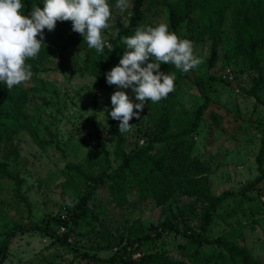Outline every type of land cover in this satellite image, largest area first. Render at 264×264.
Listing matches in <instances>:
<instances>
[{
	"label": "trees",
	"instance_id": "16d2710c",
	"mask_svg": "<svg viewBox=\"0 0 264 264\" xmlns=\"http://www.w3.org/2000/svg\"><path fill=\"white\" fill-rule=\"evenodd\" d=\"M21 2V13L27 15L35 6L43 9L45 0ZM231 6H234L236 12V24L233 29L236 31L247 67L255 74L247 94L264 107V101L257 94L264 87V0H175L167 4L169 28L177 33L185 26L190 31L188 39L192 42L201 40L203 36L207 37L210 42L207 70L210 72L190 77L188 73L177 70L174 65L161 63L162 72L176 74L175 90L159 102L145 103L143 111L149 117L155 113V119L145 124L140 130L141 142H136L128 151L126 135L119 133L120 121L110 116L113 108L111 95L117 90V86L107 83L106 73L110 71L116 57L125 51L121 37L134 35L135 29L141 26L146 9L145 1L132 0L128 24L120 27L118 34H114L109 40L114 48L112 51L109 52L106 47L102 54L93 48L86 51L84 65L80 70L94 76V86L101 93L109 110L106 112L107 128L115 138L114 162L106 150V143L102 142L96 145V150L88 149L82 161L66 164L63 171L65 184L73 188L74 206L67 209L70 224L66 219L57 217L58 225L66 229L65 232L59 235L53 230L50 231V235L58 244L66 245L68 250L77 252L69 243L72 232L85 231L86 228L81 226L82 222L89 218V204L97 199L98 190L105 188L114 207L123 208L130 204V199L134 197L137 198L135 201H149L152 208L159 209V220L146 226L137 225V230L131 237L119 236L112 239L102 220L92 214L91 220L96 221L101 228L96 232L97 239L91 247L99 251H110L111 254L107 258H99L96 253L90 254L85 250L81 254L82 259L94 260L101 264H263L240 243L241 223L228 224L229 212L225 214L226 218H223L227 229L215 237H211L209 232L219 209L230 198L241 196L243 200L250 202L258 199L261 192L259 186L264 181V126L256 156L258 175L236 192L212 194L209 185L210 169L206 163L193 155V137L199 134L203 124L207 125L208 132L221 131L223 123L227 120L226 114H219L217 108L211 107V93L215 85L224 84L233 88L238 84L236 71H232L233 81L222 79L224 70L216 72L220 60L222 25L226 11ZM71 22L57 21L54 30L44 29L45 45H41L37 57L25 61L26 65H32L33 75L40 72V63L53 55L62 56L63 51L73 44L70 37L65 36L66 28ZM234 49L235 54L239 53V49ZM246 69L241 68L238 71L242 73ZM186 81L191 83L202 100L201 104L191 111L184 109L178 99V90ZM31 92L18 86L8 91L6 83L0 82V149L4 151V159H0V181L4 180L13 186L15 197L20 201H25L20 191L22 180L8 168L7 152L12 151V146L6 147V144L12 142L13 135L19 129L27 130L40 146L47 142L38 137L35 127L28 122L29 114L25 104ZM132 94L135 96L133 92ZM9 121H12L14 126H9ZM88 122L91 123V120L88 119ZM46 130L51 136L49 130ZM95 136H100L97 127ZM248 193H255L256 196H249ZM6 205L5 201L0 200V264L6 260L10 241L17 234L31 229L27 222L10 220L5 211ZM197 208L200 210L194 216L199 221L197 227L191 226L189 222L181 223L185 218L187 220L189 214H194ZM261 209H264L263 203ZM170 233L184 240V244L178 246L183 258L173 260L165 250L143 253L146 246L155 244ZM137 253L140 256L133 258Z\"/></svg>",
	"mask_w": 264,
	"mask_h": 264
},
{
	"label": "rangeland",
	"instance_id": "374dc122",
	"mask_svg": "<svg viewBox=\"0 0 264 264\" xmlns=\"http://www.w3.org/2000/svg\"><path fill=\"white\" fill-rule=\"evenodd\" d=\"M144 1L146 9L141 25L155 27L163 23L169 27L167 4L175 0ZM127 2L128 7L121 11L115 7L117 0H108L112 16L109 28L102 30V38L108 43L116 30L128 24L132 0ZM235 24L236 12L234 6H231L226 11L222 25L220 60L216 72L226 68L236 71L238 84L233 88L216 84L211 93V107L217 108L219 114H226L227 120L223 123L221 131L208 132L207 125L203 124L199 134L193 137V155L208 165L211 172L209 185L214 195L225 191L236 192L258 175L256 156L264 126V107L247 94L255 74L247 67L236 31L233 29ZM72 26L73 22L66 28L65 36L70 37L73 44L63 51L62 56L53 55L40 63L38 74H34L30 81L16 85L32 91L25 104L29 114L28 122L35 127L38 137L47 142L40 146L27 130L19 129L13 135L12 142L6 144V147L12 146V151L7 152L8 168L22 180L20 191L25 201L18 200L13 186L4 180L0 181V200L7 204L5 211L10 220L27 222L31 229L17 234L10 241L6 260L2 264H101L94 260L82 259L81 256L85 250L90 254L96 253L99 258H107L111 254L110 251H99L91 247L97 239L96 232L101 228V225L91 220L92 214L102 220L112 239L119 236L131 237L136 232L137 225L146 226L159 220V209L152 208L149 201H135L137 198L134 197L127 206L114 207L108 191L101 188L98 190L97 199L89 204L88 220L82 222L81 227H85V231L72 232L69 243L77 252L68 250L66 245L58 244L50 235L51 230L59 235L65 232L66 229L62 231V227L58 225L57 217L69 221V206L66 200L73 202L74 199L73 188L65 184L63 171L66 164L82 161L88 149L96 150V145L102 142L106 143V150L114 162L115 138L107 128V113L102 112L105 100L94 86V76L80 70L84 65L85 53L91 48L87 46L81 34L72 31ZM169 31L172 32L170 28ZM176 34L181 39H188L190 31L183 26ZM193 45L194 54L203 58V63L187 73L190 77L196 74L205 75L210 72L207 70L210 42L203 36L201 40L194 41ZM235 47L239 49L237 54ZM122 56L123 54H119L116 57L111 69L119 64ZM262 64L264 66V54ZM241 68L247 69L239 73ZM122 90L130 96L133 103L139 102L133 96L131 88ZM257 94L264 101V87ZM178 99L183 108L190 111L202 102L189 81L180 86ZM135 111L137 110L134 108ZM154 114L149 117L142 111L140 119L134 116L129 121L133 124V129L124 133L128 140L127 151L136 142H141L140 130L151 119H155ZM7 124L14 126L12 121ZM95 127L99 131V138L95 136ZM0 159H4L2 149ZM259 187L261 192L256 201H246L241 196L230 198L219 209L209 233L211 237H215L227 229L223 218H226L225 214L229 212L228 224L241 223L240 243L249 249L255 259L264 264V209H261V204H264V181ZM248 195L256 196L255 193ZM199 211L197 208L194 214H189L187 220L185 218L181 223L189 222L191 226L197 227L199 221L194 216ZM183 244L182 237L170 233L155 244L146 246L143 253L165 250L169 258L179 260L183 256L178 246ZM139 256L137 253L133 258Z\"/></svg>",
	"mask_w": 264,
	"mask_h": 264
},
{
	"label": "clouds",
	"instance_id": "9594fccd",
	"mask_svg": "<svg viewBox=\"0 0 264 264\" xmlns=\"http://www.w3.org/2000/svg\"><path fill=\"white\" fill-rule=\"evenodd\" d=\"M22 7L21 0H0V82L6 83L8 91L31 80L32 65L25 61L38 56L44 44V29L54 30L57 21H72V31L81 34L97 53L102 54L105 47L109 52L114 49L102 38V30L109 28L112 16L108 0H45L43 9L35 6L27 15L21 13ZM115 7L123 11L128 2L117 0ZM121 42L125 46L123 56L106 73V79L109 85L117 86L111 95L110 116L120 121L119 133L123 134L132 131L129 121L134 116L141 118L147 101L159 102L175 90L176 74L162 72L161 63L187 73L202 64L203 58L194 54L192 41L181 39L163 23L155 27L141 25L134 35L121 37ZM128 88L138 103L122 90ZM108 111L105 106L102 112ZM66 203L74 206L71 201Z\"/></svg>",
	"mask_w": 264,
	"mask_h": 264
},
{
	"label": "built area",
	"instance_id": "2783aa9c",
	"mask_svg": "<svg viewBox=\"0 0 264 264\" xmlns=\"http://www.w3.org/2000/svg\"><path fill=\"white\" fill-rule=\"evenodd\" d=\"M222 79L227 80V81H233L234 80V77H233V74H232V71L230 68L224 69V72L222 74ZM61 230L63 231L64 228L62 227Z\"/></svg>",
	"mask_w": 264,
	"mask_h": 264
}]
</instances>
